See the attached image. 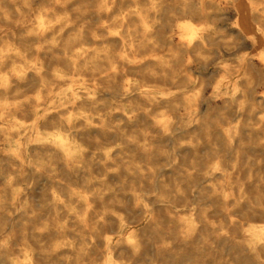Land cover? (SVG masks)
<instances>
[{"label": "clouds", "instance_id": "9594fccd", "mask_svg": "<svg viewBox=\"0 0 264 264\" xmlns=\"http://www.w3.org/2000/svg\"><path fill=\"white\" fill-rule=\"evenodd\" d=\"M0 264H264V0H0Z\"/></svg>", "mask_w": 264, "mask_h": 264}]
</instances>
